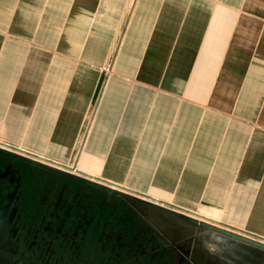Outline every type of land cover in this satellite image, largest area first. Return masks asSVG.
I'll list each match as a JSON object with an SVG mask.
<instances>
[{
  "label": "crops",
  "instance_id": "obj_1",
  "mask_svg": "<svg viewBox=\"0 0 264 264\" xmlns=\"http://www.w3.org/2000/svg\"><path fill=\"white\" fill-rule=\"evenodd\" d=\"M130 8L0 0V140L264 240V0Z\"/></svg>",
  "mask_w": 264,
  "mask_h": 264
},
{
  "label": "flooded vegetation",
  "instance_id": "obj_2",
  "mask_svg": "<svg viewBox=\"0 0 264 264\" xmlns=\"http://www.w3.org/2000/svg\"><path fill=\"white\" fill-rule=\"evenodd\" d=\"M0 147L15 153L0 152V253L8 264H264L263 247L210 228L199 230L187 218L155 206H136L113 191L131 192L123 185L96 179L77 166L44 162L110 189ZM132 193L180 211L149 192Z\"/></svg>",
  "mask_w": 264,
  "mask_h": 264
},
{
  "label": "water",
  "instance_id": "obj_3",
  "mask_svg": "<svg viewBox=\"0 0 264 264\" xmlns=\"http://www.w3.org/2000/svg\"><path fill=\"white\" fill-rule=\"evenodd\" d=\"M0 152H3L5 154H13V155L15 154L14 152H12L10 150L5 149V148H1V147H0ZM19 156L22 159L28 160L29 162L38 164V165L43 166L45 168H50L52 170H55V171H58V172H62V173L66 174L68 176H71L73 178H77V179L89 182V183L97 185L99 187L110 189V187L105 186L104 184H101L100 182H96V181L84 178L82 176L66 172L64 170H61L59 168H56V167L51 166L49 164H46L44 162H40V161L35 160L33 158H29V157H26V156H23V155H19ZM90 175L94 176L93 174H90ZM95 177H98V176H95ZM98 178L101 179V180H104L106 182L112 183L114 185L122 186L121 184L112 182L110 180H106V179L100 178V177H98ZM124 188L129 190V191H131V192H124V191H119V190H116V189H114L113 191L114 192H119L120 194L125 196L126 199L129 202H131L132 204H134L136 206H139L140 203H144L146 207L148 205L155 206V207H157V208H159L161 210H164V211H167V212H170V213H174V214H177V215L182 216L184 218H187L189 220V222H191V225L197 226V228L199 230L204 229V227L210 228L211 230H214V231L229 235V236H231V237H233V238H235V239H237L239 241H243V242L250 243V244H253V245H256V246H260V247L264 248V240H261V239H259L257 237H254V236H251L249 234L237 231L235 229L219 225V224L215 223L216 219H214V218L209 217L208 219L211 220V221L203 220V219L199 220L198 218H196V217H194L192 215H188V214L184 213L183 211L191 212V213L196 214V215H203L201 213H198V212L192 211V210H187L185 208L179 209L180 211H178V210H175V209H172V208H169V207L157 204V203H153V202L147 201L145 199H142V198H140V197H138V196H136L135 194L132 193V192H137V190H134V189L126 187V186H124ZM203 217L206 218L207 216L203 215ZM215 246H216V244H215ZM0 264H8V258L6 257V255L1 254V253H0Z\"/></svg>",
  "mask_w": 264,
  "mask_h": 264
},
{
  "label": "built area",
  "instance_id": "obj_4",
  "mask_svg": "<svg viewBox=\"0 0 264 264\" xmlns=\"http://www.w3.org/2000/svg\"><path fill=\"white\" fill-rule=\"evenodd\" d=\"M135 1L136 0H131L130 11L132 10ZM115 57H116V54L114 53V50H113V52L111 54H109V57H108L107 61L104 64V70H105L106 73L110 72V69L112 68V66L114 64ZM0 145L4 146L6 148H9V149H13L14 151L16 149L17 151H19V152H21V153H23V154H25V155H27L29 157L35 158L37 160H40V161H43V162H46V163H49L51 165H55V166H59V167H65L66 166V164L64 162H61V161H59L57 159L50 158V157L46 156L43 153L36 152V151L30 150V149L24 148L22 146H15V145L9 144L7 142H4L2 140H0ZM75 167L76 166H74V168ZM72 170L79 171L78 169H72ZM95 178L99 179L98 177H95ZM168 204L171 205L172 207L180 209L179 207L175 206L174 204H171V203H168ZM215 223H217L219 225H222L219 220H216ZM222 226H225V225H222ZM225 227H228V226H225ZM229 228H231V227H229ZM232 229H235V228H232ZM235 230H237V229H235ZM237 231H239V230H237Z\"/></svg>",
  "mask_w": 264,
  "mask_h": 264
},
{
  "label": "bare ground",
  "instance_id": "obj_5",
  "mask_svg": "<svg viewBox=\"0 0 264 264\" xmlns=\"http://www.w3.org/2000/svg\"><path fill=\"white\" fill-rule=\"evenodd\" d=\"M201 216V215H200ZM202 217V216H201ZM200 218V217H199Z\"/></svg>",
  "mask_w": 264,
  "mask_h": 264
},
{
  "label": "rangeland",
  "instance_id": "obj_6",
  "mask_svg": "<svg viewBox=\"0 0 264 264\" xmlns=\"http://www.w3.org/2000/svg\"><path fill=\"white\" fill-rule=\"evenodd\" d=\"M158 196V195H157Z\"/></svg>",
  "mask_w": 264,
  "mask_h": 264
}]
</instances>
